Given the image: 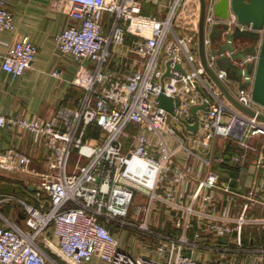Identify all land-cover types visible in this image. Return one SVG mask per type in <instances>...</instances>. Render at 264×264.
<instances>
[{"label":"built area","instance_id":"obj_1","mask_svg":"<svg viewBox=\"0 0 264 264\" xmlns=\"http://www.w3.org/2000/svg\"><path fill=\"white\" fill-rule=\"evenodd\" d=\"M66 1L71 22L53 41L76 66L72 84L80 96L74 108L46 119L0 115V127L43 141L49 154L41 169L16 148L0 151L1 167L29 176L33 199L0 195V203L10 204L8 215L0 213V264H84L92 257L104 264H264V234L258 231L262 241L255 242L247 228L264 229L258 215L264 122L257 118L264 107L251 99L253 72L245 88L231 90L225 72L207 60L249 115L221 94L201 65L199 3L180 15L185 0H161L166 12L156 18L143 13L141 0ZM216 1L206 0L205 28L222 21L246 28L231 12L225 20L216 17ZM104 13L111 15L107 29ZM185 15L193 32L179 36L174 23ZM14 30L12 12L0 0V31ZM128 34L136 68L110 70L113 49L125 45ZM36 52L31 42L16 39L1 67L19 77ZM255 60L248 56L239 65ZM161 87L179 100L172 113L155 104ZM203 103L207 110H197L194 119L191 108ZM182 121L197 122V130ZM217 139L231 149L227 159L216 154ZM134 199L146 203H137L131 218ZM121 231L132 233L138 254L122 249Z\"/></svg>","mask_w":264,"mask_h":264},{"label":"crops","instance_id":"obj_2","mask_svg":"<svg viewBox=\"0 0 264 264\" xmlns=\"http://www.w3.org/2000/svg\"><path fill=\"white\" fill-rule=\"evenodd\" d=\"M160 1L141 0L143 13L162 18L166 10ZM6 6L12 12L15 30L0 31V115L46 119L59 108H74L80 96V90L72 84L76 66L69 55L58 53L53 41V37L71 22V4L66 0H6ZM183 11L185 14L188 10L183 7L180 15H184ZM186 16H181L174 23L175 32L179 36L193 32L192 19ZM110 18V14H103L105 29L110 24ZM19 38L34 44L37 52L31 66L21 76L12 77L3 71L1 64L8 48ZM131 39L132 36L128 34L125 36V45L114 47L108 66L110 70L119 72L136 68L133 63L135 55L127 47ZM223 144L221 139L216 140V154L227 159L231 149L223 147ZM10 147L30 155L37 168L46 167L49 154L43 141L35 142L29 134L6 126L0 127V151ZM30 182L27 174L0 166V195H18V192H23L31 196ZM9 208L10 204L0 203V213L8 215ZM119 235L122 249L132 254L129 233L121 231ZM244 238L247 236L244 235ZM254 238L255 242L262 241L257 236ZM84 264L104 263L99 258L92 257Z\"/></svg>","mask_w":264,"mask_h":264},{"label":"water","instance_id":"obj_3","mask_svg":"<svg viewBox=\"0 0 264 264\" xmlns=\"http://www.w3.org/2000/svg\"><path fill=\"white\" fill-rule=\"evenodd\" d=\"M198 2L197 48L201 65L215 82L221 94L235 108L253 115V112L238 103L223 83L216 78L214 71L208 67L207 60L213 61L214 69L223 70L226 80L234 82L236 89L245 88L249 84L248 76L253 72L251 99L264 107V0H217L215 2L213 12L216 17L225 20L231 12L235 15L238 23L246 26L245 29L231 26L225 21L210 24L205 28L206 0H198ZM248 56H256L255 62L245 63L241 67L239 63L246 60ZM169 63V61L166 63V71L161 79V84L163 78L169 75ZM175 67L182 72L179 65ZM199 90L201 91V89ZM162 91L161 87L155 104L172 113L174 104L178 105L179 100H173ZM197 110L206 111V103L191 108L194 119L197 117ZM257 118L264 122L263 115H259ZM182 123L187 130L192 132L197 130V122L193 125H189L186 121H182ZM239 128L241 131L243 127Z\"/></svg>","mask_w":264,"mask_h":264},{"label":"rangeland","instance_id":"obj_4","mask_svg":"<svg viewBox=\"0 0 264 264\" xmlns=\"http://www.w3.org/2000/svg\"><path fill=\"white\" fill-rule=\"evenodd\" d=\"M197 3H199L198 2V0H185L184 2H183V6H181V9L183 8V7H186V9L187 10H191V13L192 12H195V9H196V4ZM192 7V8H191ZM155 17V16H154ZM156 18H159V17H156ZM227 85L231 88V89H236V84L234 83V82H227ZM180 134L182 135V136H186L185 135V131H181L180 132ZM74 163H75V156H74V150H72L71 151V155H70V157H69V159H68V166L69 167H73V165H74ZM14 196H17V197H20V198H23V199H25V200H28V201H30V202H33V199H32V197L30 196V195H27V194H25V193H23V192H21V193H19L18 192V195H15V194H13ZM137 203H141V204H145L146 203V201L144 202L142 199H138V200H136V199H134L133 201H132V203H131V205H130V217L131 218H135V214L133 213V210L135 209V207H136V205H137ZM259 214V216H262V217H264V209H262L261 211H259L258 212ZM249 230H250V232L255 236V235H257V233H258V231H260L261 233H263L264 234V229L263 228H261V227H259V229H257L256 228V226H251V227H247ZM130 242H131V244H132V246H133V251H131L132 252V254H134V252H135V254H138V244L136 245V243H135V240H134V238L132 237V233H130ZM134 254V255H135ZM53 256H54V258L59 262L60 260H59V258L55 255V254H52Z\"/></svg>","mask_w":264,"mask_h":264},{"label":"trees","instance_id":"obj_5","mask_svg":"<svg viewBox=\"0 0 264 264\" xmlns=\"http://www.w3.org/2000/svg\"><path fill=\"white\" fill-rule=\"evenodd\" d=\"M25 192H28V190H27V189H25Z\"/></svg>","mask_w":264,"mask_h":264}]
</instances>
